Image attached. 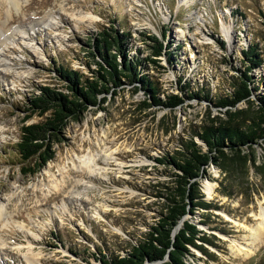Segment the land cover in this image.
<instances>
[{
    "label": "rangeland",
    "instance_id": "obj_1",
    "mask_svg": "<svg viewBox=\"0 0 264 264\" xmlns=\"http://www.w3.org/2000/svg\"><path fill=\"white\" fill-rule=\"evenodd\" d=\"M108 24L128 31L127 57H148L149 37L165 32L169 54L158 56L161 66L141 65L160 97L173 93L183 101L146 106L139 82L123 80L68 121L44 167L23 173L14 152L20 127L44 116L25 118L20 106L40 86L61 89L58 62L90 74L95 64L86 41ZM251 43L262 60L249 72L258 85L252 101L237 103L241 122L256 113V95L264 92V0H0V264H99L92 255L99 249L123 253L141 239L168 211L176 185V170L156 158L190 137L203 145L195 132L226 117L228 106L186 97L179 78L213 99L229 95ZM86 156L95 158L94 174L81 169ZM221 162L203 166L196 178L214 206L196 208L175 228L190 218L215 245L203 242L204 252L190 246L195 256L184 263L259 264L264 138L251 151H228Z\"/></svg>",
    "mask_w": 264,
    "mask_h": 264
},
{
    "label": "trees",
    "instance_id": "obj_2",
    "mask_svg": "<svg viewBox=\"0 0 264 264\" xmlns=\"http://www.w3.org/2000/svg\"><path fill=\"white\" fill-rule=\"evenodd\" d=\"M126 36L128 31H118L114 25L99 27L93 37L86 41L89 47L86 49L87 56L90 62L95 64L94 68H89L90 74L58 62L54 68L62 82L61 89L40 86L37 93H32L23 102L20 107L27 112L25 118L34 113L44 116L20 127L14 152L22 162L23 173L34 174L44 167L47 161L54 157L53 145L62 136V130L68 121L79 117L90 105L98 104L103 98L100 94L115 90L124 83L123 80L130 83L139 82L148 100L150 99L149 102H144L146 106L170 107L183 101L182 97L173 93L160 97V87L144 73L141 65L144 60L161 66L158 56L169 54L166 50L169 45L164 43L165 32H161V38L156 34L149 37L154 43L148 46V57H127V50L123 45V37ZM241 52V62H246L245 67L243 70L238 68L241 70L240 75L235 76V87L229 95L213 99L203 89L195 91L188 83H180L182 78H179V87L187 92L186 97L204 99L221 107L228 106L229 109L223 111L226 117L219 121L218 125H206L200 132H195L203 145L190 137L181 140V147L174 149L172 155L166 154L156 158L162 163L172 165L176 170L173 174L176 185L166 197L168 211L155 224L149 226L141 239L129 243L123 253L103 252L99 249L97 254H92L99 264H185L184 259L195 256L190 246L200 248L204 252L201 247L203 242L215 245L190 218L183 219L181 225L176 230L175 228L184 215L194 214L196 208L214 206L200 192L196 181L202 167L218 159L224 165L228 151H251L252 144L264 138V92L256 95L259 105L256 113L246 117L248 121L238 120L243 109L237 108V103H250L251 93L258 86L251 84L254 80L249 72L262 60L255 43H251L249 48H243ZM262 262L264 256L259 264H264Z\"/></svg>",
    "mask_w": 264,
    "mask_h": 264
},
{
    "label": "bare ground",
    "instance_id": "obj_3",
    "mask_svg": "<svg viewBox=\"0 0 264 264\" xmlns=\"http://www.w3.org/2000/svg\"><path fill=\"white\" fill-rule=\"evenodd\" d=\"M14 2V1H13ZM225 28V27H224ZM4 39V38H3ZM5 40V39H4ZM3 41V40H2ZM96 162H95V158L93 156H86L84 158L81 159V164L80 166L81 169L85 170L88 174H94L97 170L96 166H95ZM103 168V167H102ZM2 212V211H1ZM1 214V213H0ZM258 216H259V219H260V222L258 224V226H255L257 227L258 229L259 228H264V207H262L259 212H258ZM256 228V229H257ZM255 229V230H256ZM254 230V231H255ZM262 230V229H261ZM252 231V229H251ZM259 232V230H257ZM253 232V231H252ZM254 233V232H253ZM256 233V232H255ZM255 235V234H254Z\"/></svg>",
    "mask_w": 264,
    "mask_h": 264
}]
</instances>
